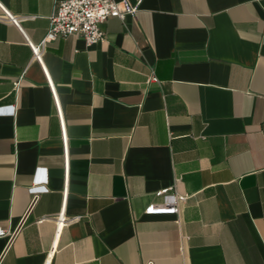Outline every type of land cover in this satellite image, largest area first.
<instances>
[{"label":"crops","instance_id":"1","mask_svg":"<svg viewBox=\"0 0 264 264\" xmlns=\"http://www.w3.org/2000/svg\"><path fill=\"white\" fill-rule=\"evenodd\" d=\"M130 1L38 61L54 0H0V264H264V0Z\"/></svg>","mask_w":264,"mask_h":264},{"label":"built area","instance_id":"2","mask_svg":"<svg viewBox=\"0 0 264 264\" xmlns=\"http://www.w3.org/2000/svg\"><path fill=\"white\" fill-rule=\"evenodd\" d=\"M138 8L139 1L131 2L130 0H54L48 27L41 40L34 43L26 39L31 49V59L40 61L45 43L59 36L80 34L85 44L90 45L104 37L101 24L107 17L124 18L127 14H133ZM1 18L19 27V17L16 15L4 12ZM147 80L157 81V76L150 72ZM18 83L19 77L14 80L15 88H17ZM48 84L55 96L51 81L48 80ZM37 185L35 184L33 188ZM41 188L46 189L45 187ZM155 194L160 195L162 201L148 204L145 209L148 212H170L178 215L180 205L187 197L185 192L174 191L171 184L158 188ZM176 220L178 221V218ZM14 232V229L0 228V236L5 235L11 238ZM179 249L183 252V244L179 245Z\"/></svg>","mask_w":264,"mask_h":264}]
</instances>
